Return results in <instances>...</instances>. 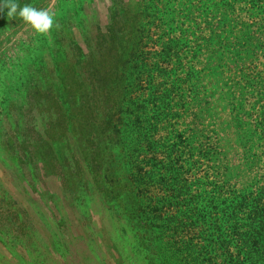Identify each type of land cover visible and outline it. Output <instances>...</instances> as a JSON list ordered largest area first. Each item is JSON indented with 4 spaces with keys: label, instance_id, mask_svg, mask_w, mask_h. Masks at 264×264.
<instances>
[{
    "label": "rangeland",
    "instance_id": "1",
    "mask_svg": "<svg viewBox=\"0 0 264 264\" xmlns=\"http://www.w3.org/2000/svg\"><path fill=\"white\" fill-rule=\"evenodd\" d=\"M77 1L16 0L44 34L0 13V228L63 264H264L239 236L264 220V0H86L95 25ZM42 90L77 119L49 152ZM30 160L72 170L28 186Z\"/></svg>",
    "mask_w": 264,
    "mask_h": 264
},
{
    "label": "crops",
    "instance_id": "2",
    "mask_svg": "<svg viewBox=\"0 0 264 264\" xmlns=\"http://www.w3.org/2000/svg\"><path fill=\"white\" fill-rule=\"evenodd\" d=\"M77 2L81 4L79 7L78 20H80L83 25L97 24L98 23L97 21L94 22L89 21L90 20L89 14L92 13L95 16V14L97 13L95 7L90 6L89 2H87L86 0H78ZM74 4L75 2H70L69 5H74ZM58 24L64 26H70L72 24V18L70 17L65 18L62 21L58 19ZM51 53H55L54 49H52ZM72 61L74 60L70 59L69 63H71ZM36 105L40 106L41 104L36 103ZM37 114L38 112L36 111L34 114L36 120L38 117ZM43 119H45L44 121H50L51 118L48 117L47 114V117ZM43 124H44L43 120L40 119L38 122V130L39 127L42 126L41 129L42 134L44 133L45 130L43 129ZM74 135L75 134L73 133V130L70 131L66 130L65 132H61L60 134L59 133L52 135L43 134L42 136L53 139V138H70V137H74ZM62 146H65L67 149L72 150L71 155H73L76 152L75 147L68 141L63 142ZM3 165H5V163ZM36 165L38 166V168L35 170V172H33L32 176L30 174L31 177L29 183L27 182V180H25V184H27L28 186L40 185V182L44 179L53 181V183H55V181H60V180L62 181L63 180L62 175L65 174L66 171L68 174L70 172L69 170H72L71 168L72 166H70L69 162H51L48 164L37 163ZM6 169L9 170L8 168ZM42 191L44 190L42 189ZM43 194H45V196L46 195L55 196L56 199L57 197L60 196L63 201H70L69 200L70 198L68 196H65L63 191H61L60 193H54L52 191L50 193L49 192L46 193L44 191ZM47 208L52 209V205L49 204ZM27 209L29 210V212L33 214V216L36 219L42 220L41 206L29 205ZM53 211H52L53 216L57 218L58 213H54ZM18 235H19V231L15 228L14 229L12 227L0 228V255L8 260V264H63L61 262V259L58 257L60 256V254L59 253L56 254L55 251L53 252L51 251L47 259H43V258L39 259L31 256L28 257L26 255L27 252L25 251L28 249L27 243L21 237L19 238Z\"/></svg>",
    "mask_w": 264,
    "mask_h": 264
},
{
    "label": "trees",
    "instance_id": "3",
    "mask_svg": "<svg viewBox=\"0 0 264 264\" xmlns=\"http://www.w3.org/2000/svg\"><path fill=\"white\" fill-rule=\"evenodd\" d=\"M44 91V93H48L46 94V99L40 103L42 104V106L37 105V107H39V115L42 116V120L44 122L43 124V129L45 135H52V134H57V133H61V132H65L66 130H73V133L76 135V131L74 129V125L77 122V119L75 121L74 118V114H72L70 111L69 113L72 115V117L68 116V120L66 119H62V117L59 118V120L56 119V115L58 113L56 107L51 103V96H52V92L49 90H42V92ZM54 102V101H52ZM67 106H69V108H71V106L68 104ZM70 110V109H69ZM48 114V117H50V121H44ZM59 116V115H58ZM47 120V119H46ZM71 120V121H70ZM59 128H61L59 130ZM42 126L39 127V130H37L38 132L36 133V137H38L41 141H42V147L46 152L49 151H54L58 148V140L59 138H46L43 137L42 132H41ZM58 130V131H57ZM43 150V151H44ZM44 151V152H45ZM28 159V158H27ZM51 163V162H50ZM27 164L30 167V171H31V176L33 174V172H35V170L38 168V166L36 165L37 162H33L32 160L27 161ZM48 164V163H46ZM253 223L251 222V225ZM257 225V226H256ZM254 227L251 231V233L248 234H242L239 235L242 237V240L244 242L245 245L248 244V237L250 238L251 242V246L254 247L255 249H253L255 252H257V254H262L263 260H264V220L260 218V220L258 222H255Z\"/></svg>",
    "mask_w": 264,
    "mask_h": 264
},
{
    "label": "clouds",
    "instance_id": "4",
    "mask_svg": "<svg viewBox=\"0 0 264 264\" xmlns=\"http://www.w3.org/2000/svg\"><path fill=\"white\" fill-rule=\"evenodd\" d=\"M3 7H0V13L6 10L7 17H19L26 25H29L38 34H44L50 31L55 19L48 11L37 9L29 4L21 6L16 0H0Z\"/></svg>",
    "mask_w": 264,
    "mask_h": 264
}]
</instances>
